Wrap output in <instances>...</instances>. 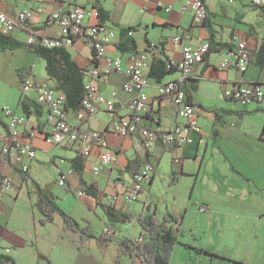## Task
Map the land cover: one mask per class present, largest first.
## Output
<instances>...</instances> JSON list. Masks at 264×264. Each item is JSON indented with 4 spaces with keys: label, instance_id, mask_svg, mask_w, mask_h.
<instances>
[{
    "label": "crops",
    "instance_id": "0c3cea01",
    "mask_svg": "<svg viewBox=\"0 0 264 264\" xmlns=\"http://www.w3.org/2000/svg\"><path fill=\"white\" fill-rule=\"evenodd\" d=\"M202 1L208 16L204 22H194L191 13L183 11L182 7L187 0H0V10L7 15H13L23 9L33 11L32 17L23 28L9 34L13 40L21 43V46L14 49L0 48V121L5 125V128L0 125V147L8 144L6 120L2 109L9 107L18 114L26 116L27 126L23 139L31 142L36 151L34 159L22 158V163L27 165V171H22L18 164L11 161L0 165L2 173L11 183H19L21 188L30 181L36 187L49 191L55 200L57 198L61 200L62 196L54 193L49 184H41L35 180L32 172H36L35 176L39 175L40 163L47 160L52 162L55 169L70 170V160L77 154L82 155L83 145L80 142L66 146L59 145L60 147L46 143L45 137L50 133V128L46 124L47 107L36 101L35 91H22V83L18 75L19 70L31 69L30 78L36 84L51 87L46 75L44 78L37 76L36 66L43 60L27 46L28 32L35 30L44 36L57 38L59 28L49 19L51 13L80 6L100 9L104 13L101 22L115 28L116 38L106 46L105 55L110 58H120L122 70L94 81L99 91L105 94L116 93L114 113L100 110L78 121L76 112H67V119L75 131L100 132L107 141L108 148L104 150L94 145L89 155L84 157L82 177L87 184L95 183L98 186V198L85 194L77 197L78 190L75 189L77 179L73 175L67 179L70 182V192L67 191L66 186L62 187L66 195L73 192L72 195L80 198L87 209L104 203L105 206L113 208L112 212L115 210L126 212L124 206L128 202L123 200L122 194L127 192V188L121 179L120 170L124 168L130 171L133 179L134 174L144 164H151L153 172L146 182L150 186L163 155L168 154L172 160L170 176L174 171L173 184L180 178L192 180L193 188L200 185L205 192L211 194L203 200L205 203L200 208L203 212L208 211L206 203L211 202L212 197L223 203L228 193L233 196L237 187L240 193L245 183L249 185L253 194L264 196V141L259 139L264 123V97L241 105L228 96V92L238 86L256 85L264 92V67L259 66L253 56L264 44L262 6L253 5L251 0ZM167 6L172 7L170 12L164 11L163 7ZM128 30L133 31L131 36H128ZM174 37L180 39L178 44L173 43ZM233 37L245 40L250 51L251 59L244 72L220 68L225 51L233 45ZM211 38L212 51L203 63L194 67V79L185 84V89L188 90L187 98L195 107V120L200 129L199 133L191 134L192 143L178 148H170L158 143L143 153L137 135L123 138L108 129V124L114 115L120 118L131 115L126 105L134 98V94L125 92L122 86L126 80L125 70L130 57L142 52L148 55V66L145 69L148 86L144 92L149 97L150 104V110L144 117L143 123L152 125L159 131H170L178 123H182V120L176 117L171 100L157 94L159 84L179 78L178 71L175 69L161 79H157V76L161 74L160 71L166 69L165 66L169 61L178 62L182 58L183 46L196 47L203 42L209 43ZM149 44L155 45L156 53L146 51ZM67 50L78 66L88 69L93 67L92 51L84 42L75 41ZM161 66L163 69L160 68ZM88 80L90 78L88 79L86 75L84 81ZM23 107L27 109L28 115L23 111ZM26 130H29L32 136ZM58 148L63 151L69 150L72 155L65 157L63 152H55ZM104 152L115 155L116 161L108 164L110 166L108 170H105L103 165L100 174L95 175L92 167L101 164L99 157ZM175 158L179 160L176 164L173 162ZM252 189L256 191L253 192ZM112 196L116 199L112 200ZM140 197L139 195L137 200ZM147 212L151 213L149 207ZM186 212L187 209L184 210L185 214ZM171 213L166 212L170 215H179L181 212ZM1 216L4 219L1 218L0 221H4L3 225L6 227L9 218L0 214ZM37 219L39 223L40 213ZM5 230L8 232L6 228ZM9 242L19 250L23 245L19 238ZM96 246L110 247L97 242ZM213 250L207 253L219 257L218 252L214 253ZM86 258V255H80L76 263L89 264ZM239 261L244 264H257L253 261ZM131 264H139V261L132 260Z\"/></svg>",
    "mask_w": 264,
    "mask_h": 264
},
{
    "label": "rangeland",
    "instance_id": "374dc122",
    "mask_svg": "<svg viewBox=\"0 0 264 264\" xmlns=\"http://www.w3.org/2000/svg\"><path fill=\"white\" fill-rule=\"evenodd\" d=\"M39 63L36 66L37 76L44 78L45 64L43 61ZM140 150L145 153L147 149L142 146ZM55 152H63L65 157L72 155L71 151L60 148ZM171 162V157L164 154L152 184L143 185L144 191L139 194L141 197L138 200L125 203L124 210L133 216L130 222L108 215L104 203L87 209L80 198L72 195L73 192L66 195L64 188L56 184L57 172L50 160L40 163L39 175L35 176L36 172H32V176L41 184H49L54 193L62 196L61 200H55L57 206L70 214L79 224V230L87 228V233L92 236L98 237L104 228H108V231L114 232L116 240L137 241L140 229L136 217L148 214V207L151 213L156 209L155 216L159 222L166 212H181L171 215L179 219V224H171L178 244L171 252L169 264H244L239 260L264 264V196L253 194L245 183L240 193L237 187L234 195L228 193L223 203L212 197V201L206 203L208 211L203 212L200 210L205 203L203 200L211 194L200 185L193 188L192 180L180 178L173 184ZM109 167L104 165L105 170ZM120 176L124 186L129 188L131 172L122 168ZM11 184L10 189L0 190L1 215L9 218L6 227L4 221H0V254L12 257L17 264H77L80 255H86L89 264H117L114 260L118 252L113 241L107 244L108 248L97 247L94 239L81 242L79 232L64 229L60 215L55 216L52 224L41 226L34 205L37 196L35 185L30 181L21 188L19 183ZM119 213V210L113 212L114 215ZM16 238L23 244L20 250L9 242ZM210 250L218 252L219 257L208 254L212 252ZM131 261L126 256L118 258V264H131Z\"/></svg>",
    "mask_w": 264,
    "mask_h": 264
},
{
    "label": "built area",
    "instance_id": "2783aa9c",
    "mask_svg": "<svg viewBox=\"0 0 264 264\" xmlns=\"http://www.w3.org/2000/svg\"><path fill=\"white\" fill-rule=\"evenodd\" d=\"M36 1V0H32ZM231 1V0H229ZM252 4L264 6V0H251ZM162 7L161 5H158ZM171 6L163 7L165 12L171 11ZM183 11L191 13L194 22H204L207 10L202 0H187L182 7ZM31 9H23L13 15H7L0 10V34L9 35L16 29L23 28L32 17ZM49 19L59 28V37L51 38L42 35L38 31L30 30L27 35V45L35 43L45 48L64 47L69 49L75 41H82L95 53L96 65L86 73L88 81H84V96L81 101V109L76 112L78 121L95 114L100 110L114 113L116 93L105 94L99 91L94 81L107 77L108 75L122 70L120 58H110L105 55L106 46L111 44L116 38L115 28L102 23L99 19V11L96 7L75 6L67 11H54ZM128 36L133 34L128 30ZM173 43L178 44L180 39L174 37ZM233 45L224 53L220 62L221 69H235L241 72L246 71L249 65L250 51L245 40L237 37L232 39ZM147 52L156 53L155 45L149 44ZM209 52V43L203 42L196 47L183 46L182 58L178 62L169 61L167 68H174L179 73L177 80H172L159 84L157 94L160 97H167L175 110L176 117L182 120L170 131H159L143 123L144 117L150 110L149 97L144 92L148 86V77L145 69L148 66V55L145 52L134 54L130 57L125 70L126 80L122 86L123 90L133 93L134 98L130 100L126 107L130 112V117L120 118L114 115L108 124V129L120 137L137 135L141 145L147 150L156 144H161L170 148L183 147L192 143L191 134L199 133L200 129L195 120V107L189 103L185 84L194 79L193 71L196 65L203 63ZM23 92L35 91L36 101L47 107L46 124L50 128V133L45 137L49 145H72L77 142L82 143V155L87 157L92 146L106 150L107 141L100 132L90 131L88 133H78L70 125L67 119V112L64 109L65 95L52 87L38 85L32 78H28L21 84ZM228 96L241 105L251 100H260L264 97L263 89L256 85L238 86L228 92ZM6 120V131L8 144L0 147L1 156H9L10 161L18 164L22 171H27V165L22 163V158L32 160L36 156V151L31 142L24 140V132L27 126V119L24 114H18L9 107L2 109ZM30 136L32 133L26 130ZM101 165H108L116 161V156L110 153L100 154ZM175 164L179 162L174 159ZM101 165L92 167V172L97 175L102 169ZM56 184L65 187L71 170L56 169ZM153 172V166L144 164L133 176L131 185L127 192L122 194L126 202L137 200V196L144 191L143 185ZM12 186L8 177L0 183V190L6 191ZM81 191H76V196L81 197ZM116 197L112 196V200ZM0 205V214H1ZM103 233L114 235V232L103 229ZM142 239L138 238L137 242Z\"/></svg>",
    "mask_w": 264,
    "mask_h": 264
},
{
    "label": "trees",
    "instance_id": "16d2710c",
    "mask_svg": "<svg viewBox=\"0 0 264 264\" xmlns=\"http://www.w3.org/2000/svg\"><path fill=\"white\" fill-rule=\"evenodd\" d=\"M98 11L99 19L102 21V15L104 13L100 9H98ZM261 11L264 15L263 6L261 7ZM209 41L208 54L212 51V38ZM20 46L21 43L13 40L10 35L0 34L1 49H14ZM27 46L32 49L37 57L44 61L45 75L50 86L57 91H61L65 95V111H79L81 109V101L84 96V79L89 69L87 67L78 66L70 55L69 51L64 47L45 48L38 43ZM253 56L255 59H257V64H259L261 67H264V44ZM250 59L251 58L249 57V61ZM91 65H96L94 51H92ZM160 68L163 69V66ZM165 68L166 69L160 71L161 74L157 76V79H161L164 76L171 74L175 70L174 68H167V64ZM18 75L20 82L23 83L28 78H30L32 71L31 69H22L19 70ZM188 101H190L189 98ZM23 111L28 115L26 108L23 107ZM0 125L5 128V125L1 121ZM259 139L264 141V123L259 134ZM9 161V156L0 155V165ZM70 164L71 175L77 179V185L75 189L81 191L82 194L98 198V186L95 183L87 184L82 177L85 164L84 156L77 154L70 160ZM171 174L173 183L175 181L174 171H172ZM5 177L6 176L0 169V183ZM66 183L67 191L70 192V182L67 180ZM36 189L37 200L35 202V207L40 213L39 223L41 226L52 224L55 221V216L60 215L63 220L64 229L74 233L79 232L81 236V242L94 239L99 244L107 245L113 241V244L118 252L116 259L117 264L118 258L121 256H126L131 260H138L139 264H169L171 252L174 246L177 244V238L173 232L171 224H179V219L177 217L167 214L163 217V220L159 222L154 212L144 216L138 215L136 220L140 229L138 237L142 239L141 242L131 239L116 240L114 239V235H107L103 232L100 236L95 237L87 233V228H80L79 230V224L70 216V214H66L57 206L53 195L49 191L40 189L39 187H36ZM105 207L107 209L108 215L117 217L122 222H130L133 218L132 214L128 212H120L118 215H114L111 211L113 208L109 206ZM199 252L202 251L199 250ZM41 258L44 257L41 256ZM0 264L17 263L12 257L6 254H0Z\"/></svg>",
    "mask_w": 264,
    "mask_h": 264
}]
</instances>
